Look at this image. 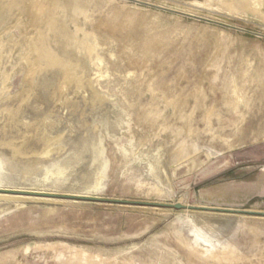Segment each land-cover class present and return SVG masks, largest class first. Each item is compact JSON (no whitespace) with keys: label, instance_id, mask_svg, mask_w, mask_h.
Segmentation results:
<instances>
[{"label":"rangeland","instance_id":"374dc122","mask_svg":"<svg viewBox=\"0 0 264 264\" xmlns=\"http://www.w3.org/2000/svg\"><path fill=\"white\" fill-rule=\"evenodd\" d=\"M223 208L264 211V0H0V264H264Z\"/></svg>","mask_w":264,"mask_h":264},{"label":"water","instance_id":"95a60500","mask_svg":"<svg viewBox=\"0 0 264 264\" xmlns=\"http://www.w3.org/2000/svg\"><path fill=\"white\" fill-rule=\"evenodd\" d=\"M164 205H169L171 207L174 208H188V209H194L200 206H195V205H186V204H182L180 202H176L173 204H164ZM201 208H207V207H201ZM210 209H218L215 207H209ZM224 210H228V211H237V212H247V213H251V214H262L264 215V211H257V210H241V209H232V208H223Z\"/></svg>","mask_w":264,"mask_h":264}]
</instances>
